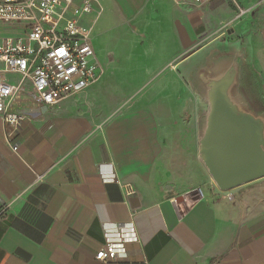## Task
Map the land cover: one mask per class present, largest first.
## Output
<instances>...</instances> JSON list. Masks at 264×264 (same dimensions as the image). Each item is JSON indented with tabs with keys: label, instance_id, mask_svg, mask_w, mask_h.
Here are the masks:
<instances>
[{
	"label": "crops",
	"instance_id": "crops-1",
	"mask_svg": "<svg viewBox=\"0 0 264 264\" xmlns=\"http://www.w3.org/2000/svg\"><path fill=\"white\" fill-rule=\"evenodd\" d=\"M97 1L103 13L83 23L101 78L50 107L26 86L18 152L0 115V264H264V177L216 185L199 157L203 102L186 78L198 42L232 18L264 102V0H237L250 9L239 19L232 0L231 10L227 0ZM131 220L139 241L97 260L106 230Z\"/></svg>",
	"mask_w": 264,
	"mask_h": 264
},
{
	"label": "built area",
	"instance_id": "built-area-1",
	"mask_svg": "<svg viewBox=\"0 0 264 264\" xmlns=\"http://www.w3.org/2000/svg\"><path fill=\"white\" fill-rule=\"evenodd\" d=\"M176 1L202 7L211 0ZM232 1L238 7L236 19L250 11ZM103 10L97 0H0V26H23L20 33L0 36V115L12 128L5 136L15 152L20 144L12 141L13 132L27 119L15 103L26 86L43 106L50 107L101 78L104 67L92 41L93 25L83 20L91 16L94 22ZM124 187L127 195L134 194L131 185ZM134 241H139V235L133 220L107 229L96 259L114 260L126 254V245Z\"/></svg>",
	"mask_w": 264,
	"mask_h": 264
},
{
	"label": "water",
	"instance_id": "water-1",
	"mask_svg": "<svg viewBox=\"0 0 264 264\" xmlns=\"http://www.w3.org/2000/svg\"><path fill=\"white\" fill-rule=\"evenodd\" d=\"M193 62L186 78L203 102L198 146L208 173L223 191L264 177V102L252 88L249 51L218 48Z\"/></svg>",
	"mask_w": 264,
	"mask_h": 264
},
{
	"label": "rangeland",
	"instance_id": "rangeland-1",
	"mask_svg": "<svg viewBox=\"0 0 264 264\" xmlns=\"http://www.w3.org/2000/svg\"><path fill=\"white\" fill-rule=\"evenodd\" d=\"M227 1L228 2H223L225 3L223 5H226L229 7V10H231L233 4L231 1ZM221 5L222 4H218V6ZM233 21L235 20L232 18L225 19L220 23L219 27L209 30L208 33L203 36L202 40L197 44L199 46L198 48L202 49L194 56L193 63L196 64L204 61L214 49L218 48H225V50H240L242 47H245V49L249 51L248 44L246 43L247 33L242 31L243 29L241 27H235ZM16 32H20V30H14L13 25L0 26V36L11 35Z\"/></svg>",
	"mask_w": 264,
	"mask_h": 264
}]
</instances>
